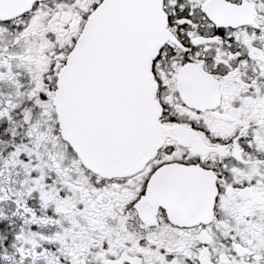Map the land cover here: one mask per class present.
<instances>
[{"label": "snow or ice", "instance_id": "obj_1", "mask_svg": "<svg viewBox=\"0 0 264 264\" xmlns=\"http://www.w3.org/2000/svg\"><path fill=\"white\" fill-rule=\"evenodd\" d=\"M0 264H264V0H0Z\"/></svg>", "mask_w": 264, "mask_h": 264}]
</instances>
